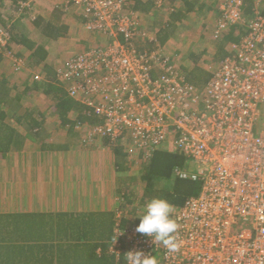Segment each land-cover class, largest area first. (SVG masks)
Listing matches in <instances>:
<instances>
[{"label": "built area", "instance_id": "2783aa9c", "mask_svg": "<svg viewBox=\"0 0 264 264\" xmlns=\"http://www.w3.org/2000/svg\"><path fill=\"white\" fill-rule=\"evenodd\" d=\"M61 1L76 6L83 28L100 39L55 68L67 94L101 121L87 126L89 139L121 140L125 148L129 141L144 156L173 147L187 160L174 173L200 184L175 214L178 251L154 244L133 224L118 225L111 241L118 264H127L128 251L156 257L157 264H264V0H253L248 19L242 0L221 3L214 38L235 24L243 31L200 90L157 50L137 49L147 34L139 14L126 9L133 0ZM8 37L0 23V52ZM5 54L23 67L12 51ZM154 67L160 76L151 75Z\"/></svg>", "mask_w": 264, "mask_h": 264}, {"label": "crops", "instance_id": "0c3cea01", "mask_svg": "<svg viewBox=\"0 0 264 264\" xmlns=\"http://www.w3.org/2000/svg\"><path fill=\"white\" fill-rule=\"evenodd\" d=\"M223 1L148 0L150 3L148 9L135 11L139 14L142 27L148 32L147 35L155 36L152 42L155 45L149 44L148 37L143 41L138 40V45L145 44L146 47L155 48L156 44L160 43L166 48L163 51L165 56H162L170 58L173 55L167 50V45L171 44L175 32L184 19L197 14L201 26V31L197 34L202 35L204 29L214 27L216 24ZM8 2L10 3L11 0H0V14ZM30 3L32 5L24 13L28 17L20 16L21 18L19 17L15 23L10 24V28L12 27L14 31H28L27 35L46 49L47 56L44 63L51 64L50 44L57 43L53 52L55 56H59L57 63L68 55L94 44L97 40L91 33L81 29L80 23L83 25V18L74 5H64L61 0H32ZM177 9L184 12L180 22H174L176 29L162 41L164 31L159 35L157 33L167 25L168 20L175 18L174 11ZM55 14L59 17L60 23L67 25L66 33L60 37L49 38L41 35L30 23L36 15L48 20L55 18ZM69 36L70 40L62 44ZM212 37L214 38L213 33ZM214 39L217 41L219 38ZM204 50L205 48L201 49V53ZM12 51L18 57L24 58L27 64L31 53L29 47L19 43L12 48ZM190 54L192 56V53ZM197 56L194 55L196 58ZM214 57L212 60L218 63L222 60L221 58L217 61ZM198 60L202 61V59ZM197 66L207 68L204 63L197 62ZM190 68L192 67L188 66L187 69ZM39 69L40 67L36 68L29 64L28 68L21 70L20 73H13L12 64L8 59L3 57L0 60V89L4 91L3 94L0 93V216L2 217L0 227L4 229L3 222L5 228H9L10 220L13 218L10 216L14 215H21L20 218L25 223L33 221L36 227L29 236L21 238H17L16 235L4 236L5 233L0 232L2 234L0 264H97L92 261V244L100 243L101 240L95 241L94 236L87 234L86 231V235H83L82 228L86 225H77L74 220H70V215L113 213V217L115 215L116 218L109 239L107 237L102 240V243L107 245L109 253L113 254L111 241L119 223L117 210L122 209L118 200L120 193L123 195L129 185V183L125 185L124 182L129 180L126 179L129 175L127 171L119 170L117 167L115 155L106 139L95 140L85 146L80 144L79 133L72 131L64 135L62 130L57 139L53 138L57 136L55 135L50 137V140L57 143L67 140V149L50 150L41 147L39 139L29 130L28 113L36 116L41 112L42 126L51 133L57 131L55 128L60 121L57 117L54 119L51 109L47 110L46 101L41 104L45 96L42 89H35L28 83L30 73L33 70L38 73ZM26 85L29 86L27 90ZM30 92H39L42 107L33 108L35 103L26 98ZM15 116L23 118L18 121ZM8 129L15 132L11 139L8 137ZM88 243L91 245L89 250L87 246L81 249V245ZM95 252H101L100 247ZM113 264H118L115 255Z\"/></svg>", "mask_w": 264, "mask_h": 264}, {"label": "trees", "instance_id": "16d2710c", "mask_svg": "<svg viewBox=\"0 0 264 264\" xmlns=\"http://www.w3.org/2000/svg\"><path fill=\"white\" fill-rule=\"evenodd\" d=\"M26 2H29V0H11L10 5L18 10L20 8H24L27 10V7L21 6L22 3ZM242 3L243 17L245 19L251 18L254 14V10L256 9V4L253 0H242ZM67 6H71V4H67ZM149 6L150 3L148 2V0H133V3H131L129 7H126V9L128 11H144L148 9ZM174 12L176 13L175 18H171L170 20H168L167 25L162 27L160 32L157 33V35H159L162 31H164L161 37L162 41H164L169 36V34L174 32V29H176L174 22L179 21L182 17L181 15H183L184 13L182 10L179 9L175 10ZM82 18V22H84L85 18L83 16ZM0 23H2L5 27L8 28L6 29L9 35L6 50H2L0 52V60L5 57L6 59H8V61H10V59L6 56L5 53L9 50L11 51L16 44L21 43L31 49L28 62L31 66H34L36 68L40 67L38 72L41 76H43L40 85L37 84V80L34 81V79L33 81L36 84H33L31 87H34L38 90L42 89L43 94L45 95V99H47L46 101L49 105L48 108L51 109L54 113V119L57 117V120L60 121L58 127L55 128V130L57 131H52L51 133L48 132L44 126H42V121H40L42 119L41 112H38L36 116H32L31 113H28L29 130L39 139L41 147L43 149H67V140H63L59 143L52 142L50 140V137L55 135L57 136L53 138L57 139L59 137V132H61L62 130L64 135H68L72 131H74L75 133H79L80 144L84 145V139L81 137V135L83 134V131H85V129H80L78 125L85 127L93 126L99 124L101 121H99L98 117L88 106L72 99L67 94L64 85L56 79V75L54 74V68L52 69L51 64L44 63L45 58L47 56L46 49L41 44H38L35 40L29 37V35H27L28 31H14L12 27L10 28L11 23H9L8 25V22L4 21L2 14H0ZM30 23L33 25V28L35 30L41 33V35H44L49 38L60 37L67 31V25H65L64 23H60V19L56 16V14L55 18L53 17L52 19L48 20H46L40 15H36V17L33 18ZM169 26L172 28L170 29ZM242 31V25L235 24L229 26L226 30L222 32V35L218 37L219 39L217 38V51L215 53L216 60H219L221 58L223 59L233 53V47L234 45L239 43ZM153 41L154 40H150L148 42L149 44H154L152 43ZM136 43L137 49L140 51L153 52L155 50L154 47H146L145 44H143L142 46L138 45V41ZM157 45L158 47L161 46L160 43ZM82 50H85V48ZM13 55L18 57L14 52ZM20 72V69L13 68V73ZM161 74L162 71L158 69V67H154V69H152L151 71V75L154 77H158ZM182 75L189 84H191L196 89L200 90L205 86L211 73L209 70L203 67L194 66L190 69L185 68V73H182ZM25 87V89L27 90L29 86L27 87L26 85ZM0 93L3 94L4 91L0 89ZM15 118L18 121H21V118L23 117L15 116ZM14 133V130L8 129V137L10 139ZM104 139L107 140L111 150L115 155L116 164L119 170H131L130 166L134 165L133 159H135H131L132 153L126 152L124 150L125 147L121 146L119 141L112 142L108 137H104ZM135 160H137V163L140 164V168L138 169V181L136 180L134 183H137L140 186V191L135 194L132 192V186L131 190L127 189L129 188L132 182L129 183L128 187L125 190L126 193H123L122 195L123 198L126 199L127 204H133L134 202H137L138 204H146V202L150 198H164L167 199L173 205L172 217L175 219V214L177 210H179L184 205L185 201L189 197L195 196L199 193V182L194 181L188 177H180L174 173L175 169L184 168L187 166L186 158L177 149L173 147L161 148L154 150L149 156H144L142 153H138V156ZM137 212L138 211H136V209L133 210V214H135L134 218H129L126 216L120 217L118 225L124 226L125 224L130 223L134 226H137L140 223V214H136ZM10 217L13 218L10 220L11 223L9 225V228H5L3 222L2 225L5 230L1 229L0 227V232L5 233L4 236L16 235L17 238H21L24 236H29L32 231L36 230L33 221H31L30 223L22 222V218H20L22 217L21 215H14ZM10 217L8 216V218ZM1 218L2 217L0 216V220ZM115 218V215L113 217V213H78L76 216H74L73 214L70 215V220H74L77 225H86L82 228L83 235H86L87 232V234H92V236H94L95 241L101 240L99 241L100 243L92 244V261L96 262L97 264H113L114 253H109L106 247L107 245L105 243H102V240L107 239V237L111 233ZM81 246V249H84V247L87 246L89 250L91 245L90 243H88L87 245L83 244ZM98 247H100L101 250V252L99 253L95 252Z\"/></svg>", "mask_w": 264, "mask_h": 264}, {"label": "rangeland", "instance_id": "374dc122", "mask_svg": "<svg viewBox=\"0 0 264 264\" xmlns=\"http://www.w3.org/2000/svg\"><path fill=\"white\" fill-rule=\"evenodd\" d=\"M31 5H32L31 3H26L25 7L29 8ZM25 11H26V9H24V8H20L19 10L15 9L8 2V3H6V6L3 7V11L1 13H2V17H3L4 21L8 22L7 24L9 25V23H12V22L15 23L16 20L20 16L28 17V15L24 14ZM198 18L199 17H197V14L190 16L189 18H185L184 21L181 23V25H179L178 31L175 32V34L172 38L171 44L167 45L168 46L167 50L169 51V53H172V55H173V56H170V58H169L171 60V63L173 65H175L179 69V71H181L182 73H185V68H188V66L193 67L194 64L197 66V62L201 63V64L204 63L207 66L206 69L209 71L218 65V62L212 60V57L215 56V53L217 51V46H216L217 41L212 37V33L214 31L215 25H214V27L211 26L210 28L208 27V29H204L203 33H201L202 35H198L197 34L198 31L199 32L201 31V26H200V22L198 21ZM219 18H220V15H219L218 19ZM218 19H217V21H218ZM22 21H23V19H22ZM19 23H20V20H19ZM80 26H81V29L83 30L84 28H83V25H81V23H80ZM81 29L79 27V31ZM147 33L148 32L146 31V34ZM147 37H151V38L153 37V39H155L154 35H149V36L147 35ZM70 38L71 37L69 36L68 39L65 40L62 44H65L68 40H70ZM95 38H97V37H95ZM95 42H97L99 44L100 43L99 38H97V40ZM157 44H156L155 48H157V51L159 52L160 55L165 56L163 51L166 48L162 47V46L160 48V47H158ZM56 45H57V43L50 44L51 53H50L49 59H50V62L52 64V66H51L52 69H53V67L55 69V67H57L58 65L63 63L66 59L69 58V56H71L73 54L72 53L71 55H68L62 61H59L56 63L57 58L59 57V56H55V54L53 53V52H55L54 50H56ZM153 45H155V43ZM204 48H205V50H204L205 52L202 51V53H201V49H204ZM190 53H192V56H190L191 55ZM193 53H195L194 54L195 56L200 55V57H198V56H197V58L194 57ZM21 59H24V58H21ZM198 59H202V61H199ZM24 61H25V59H24ZM24 61L22 63L23 65H21V66H24L26 68V67H28V65L26 64V61H25V63H24ZM9 62H10V64H12V68H15L13 66V62L11 60ZM25 68H21V70H23ZM36 70H33L30 73L31 77H29V81H28L30 86H32L33 84H36V83L37 84L41 83V82L36 81L32 78V75H34ZM33 80L36 81V83ZM30 93L27 94L26 98H27V100H31L33 103H35L33 105V108L42 107L44 101L47 100V99H44L45 96H43V99L41 100L40 99L41 96H40L39 92L38 93L30 92ZM40 100H41L42 105H40ZM45 105H46L47 110H48L49 105H48L47 101L45 102ZM47 110H46V112H47ZM51 120L53 121V119H51ZM80 129H82V128H80ZM84 129H85V131H83V134L81 135V137L86 142V143H84L85 146L86 145L88 146L89 144L93 143L95 140H103L104 139V137L93 139V140L89 139V133L90 132L87 131L88 127L87 128L84 127ZM119 143L121 146H124V145H122L121 140H119ZM127 144H128L127 146L128 147L130 146V147L125 148L124 150L126 152L132 153L131 159L132 158L136 159V157L138 156V153H140V151H136L138 149H135L134 146L131 147L132 144L129 141H127ZM135 159H133L134 165L130 166L131 170L127 171L129 176H126V179L129 178V180H126V181L124 180V182H125V185H127V183H130V181L133 180V182L131 183L132 189H133L132 192L137 194L140 191V186L134 182L137 180V176L139 175L138 169L140 168V164L137 163V160H135ZM127 189L131 190V186H129V188H127ZM124 193H126V191H124ZM118 201H119V205L122 206L124 216L129 217V218H132V217L134 218L135 217L134 216L135 214H133L134 209H136V211H138L136 214H138V215L140 214V216L143 214L145 204H138L137 202H134L133 204H127L126 203L127 201L125 198H123L122 193H120V197H119Z\"/></svg>", "mask_w": 264, "mask_h": 264}, {"label": "clouds", "instance_id": "9594fccd", "mask_svg": "<svg viewBox=\"0 0 264 264\" xmlns=\"http://www.w3.org/2000/svg\"><path fill=\"white\" fill-rule=\"evenodd\" d=\"M22 68L25 67L23 66ZM172 213L173 205L167 199L160 197L150 198L144 206L143 214L139 216L140 223L136 226L135 231L151 238L154 244L162 243L168 251L176 252L180 247L177 241L179 225L172 217ZM125 259L127 264H157L156 257L145 254L142 251H128L125 254Z\"/></svg>", "mask_w": 264, "mask_h": 264}]
</instances>
